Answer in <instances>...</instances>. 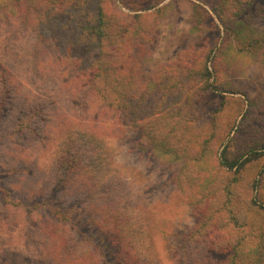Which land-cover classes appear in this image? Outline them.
Listing matches in <instances>:
<instances>
[{
	"label": "rangeland",
	"instance_id": "374dc122",
	"mask_svg": "<svg viewBox=\"0 0 264 264\" xmlns=\"http://www.w3.org/2000/svg\"><path fill=\"white\" fill-rule=\"evenodd\" d=\"M28 1L0 0V45L21 46L17 53L26 63L38 54L28 45L67 39L37 29L34 12L19 8ZM102 1L106 10L115 4L146 16L150 31L142 37L143 56L151 59L142 76L154 82L141 88V109L147 113L152 106L155 115L141 122V136L125 122L83 124L79 130L86 127L91 135L70 136L78 127H57L67 109L54 105V95L32 104L30 97L41 90L10 87L0 106V208L4 191H12L10 200H22L34 180L52 184L59 174L50 177L48 171L77 138L73 154L82 163L81 177L65 181L66 192L81 182L87 190L108 193L90 200L89 208L80 206L84 212L64 215L67 229L101 246L100 216L107 217L116 202L159 264H264V0ZM98 106L89 104V113ZM35 110L39 115L27 118ZM17 120L22 135L11 131ZM239 156L249 161L232 170L220 165L222 157ZM11 168L30 176L8 174ZM75 198L57 193L53 204L63 211L83 200ZM14 205L7 210L21 217ZM3 220L0 212V243L13 246L3 242L16 237L9 230L20 219ZM20 235L14 244L33 252L25 229Z\"/></svg>",
	"mask_w": 264,
	"mask_h": 264
},
{
	"label": "trees",
	"instance_id": "16d2710c",
	"mask_svg": "<svg viewBox=\"0 0 264 264\" xmlns=\"http://www.w3.org/2000/svg\"><path fill=\"white\" fill-rule=\"evenodd\" d=\"M36 2L40 3V7L35 8L36 3L30 0L19 2V8L24 12H34L35 19L37 18L40 24L37 29L49 33L47 36L59 37L64 34L67 39L28 45L32 52L48 53V56L44 57L37 54L30 58L28 63L17 53L22 51L21 46L0 45V106L5 101L10 87L14 90L27 87L31 93L32 90L33 93L35 90H41L40 95L35 93L30 97L32 104H37L41 97L54 95V105L60 104L67 109V114L61 116V121H55L57 120L58 128L78 127L70 136L91 135L93 131L86 127L82 131L79 130V127L83 128V124L124 126V122L128 126H134L136 135L141 136V122L155 115V108L152 106L147 113H143L141 109V88H146L150 82H154L142 76L145 72L148 73L146 61L151 59L143 56L142 37L150 31L146 16H141V13L127 14L115 4L106 10L102 0ZM122 7L128 9L127 6ZM202 90L207 92L211 87L207 85ZM95 101L99 102V106L89 113L88 106ZM36 113L39 115L40 112H30L27 118ZM20 123L21 121L17 120L11 130L13 134L22 135L17 129ZM54 130L52 128L49 135ZM28 132L31 135L36 134L32 129H28ZM76 142L77 138H72L64 146L55 160L57 164L48 171L50 177L59 174L52 184L46 183L45 178L34 180L32 188L22 193V200H10L12 191H4L0 208V212L4 213V224L10 223V218L20 221L15 222L9 230L16 237H10L8 242H3L13 246L0 243V264H159L148 256L144 249L145 243L141 244L140 235L130 230L131 221L125 219L124 210H121L116 202L109 208L110 214L108 213L107 217L100 216L105 220L103 228H96V233L101 236L99 240L103 243L101 246L94 242L91 236L77 233L72 228L67 229L61 223L64 215H71L72 210L83 211L80 206L85 204L89 208L90 200L106 198L108 193L106 190H87L81 182L78 187H71V192H66L65 181L78 182L81 177L82 163L73 154ZM248 161L244 156L234 160L222 157L220 165L232 170ZM7 173L30 176L20 169L11 168ZM68 175L72 177L68 179ZM57 193L74 199L80 195L83 200L77 202L78 204L74 202L62 211L53 204ZM28 198L34 201L27 203ZM10 202L15 204V208H20L17 211L21 213V217H18L17 212L7 210ZM260 207L264 208L263 205ZM40 212L46 213L45 218H41ZM1 226L3 224H0ZM19 228L21 231L25 229V240L34 246L33 252L28 246L21 252L19 246L14 244L21 237ZM74 235L77 240L73 238ZM83 245L86 246L82 247ZM108 249L114 250L113 254H110Z\"/></svg>",
	"mask_w": 264,
	"mask_h": 264
}]
</instances>
